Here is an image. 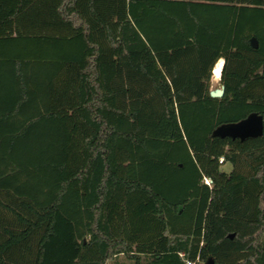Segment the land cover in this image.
<instances>
[{
  "label": "trees",
  "instance_id": "obj_1",
  "mask_svg": "<svg viewBox=\"0 0 264 264\" xmlns=\"http://www.w3.org/2000/svg\"><path fill=\"white\" fill-rule=\"evenodd\" d=\"M252 115L264 0H0V264H264Z\"/></svg>",
  "mask_w": 264,
  "mask_h": 264
},
{
  "label": "water",
  "instance_id": "obj_2",
  "mask_svg": "<svg viewBox=\"0 0 264 264\" xmlns=\"http://www.w3.org/2000/svg\"><path fill=\"white\" fill-rule=\"evenodd\" d=\"M250 45L254 49L259 48V43L255 37H252L250 39ZM212 74L214 75L213 71ZM224 94L225 87L223 85L220 88L210 91V96L214 99H221L224 97ZM221 131L226 135L238 137L241 139H245L248 137H259L264 133L263 118L259 115H252L247 120L241 123L229 125L222 128ZM209 264H212V262H209Z\"/></svg>",
  "mask_w": 264,
  "mask_h": 264
},
{
  "label": "rangeland",
  "instance_id": "obj_3",
  "mask_svg": "<svg viewBox=\"0 0 264 264\" xmlns=\"http://www.w3.org/2000/svg\"><path fill=\"white\" fill-rule=\"evenodd\" d=\"M221 86H222L221 78L219 79V81H218V80H215V79L213 78V74H212V78H211V87H210V89H211V90H214V89L220 88ZM222 169L225 170V171H229V170H230V166H229V165H224V166L222 167ZM204 183H205V184H209V185L211 184L209 180H204ZM122 261H123V258L120 257L119 260H118V263H121ZM124 262H126L127 264H130L128 261H124ZM109 264H115V261H114V262H111V263H109ZM131 264H132V263H131Z\"/></svg>",
  "mask_w": 264,
  "mask_h": 264
},
{
  "label": "bare ground",
  "instance_id": "obj_4",
  "mask_svg": "<svg viewBox=\"0 0 264 264\" xmlns=\"http://www.w3.org/2000/svg\"><path fill=\"white\" fill-rule=\"evenodd\" d=\"M223 66H224V60L223 59H220L216 63V65H215V67L213 69V72H214L213 78L215 80H218L219 81V79L221 78Z\"/></svg>",
  "mask_w": 264,
  "mask_h": 264
},
{
  "label": "built area",
  "instance_id": "obj_5",
  "mask_svg": "<svg viewBox=\"0 0 264 264\" xmlns=\"http://www.w3.org/2000/svg\"><path fill=\"white\" fill-rule=\"evenodd\" d=\"M222 162V161H221ZM188 264H192L191 262H188Z\"/></svg>",
  "mask_w": 264,
  "mask_h": 264
}]
</instances>
